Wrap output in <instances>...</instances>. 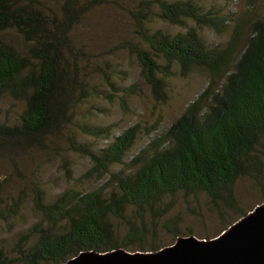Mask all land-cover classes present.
I'll return each instance as SVG.
<instances>
[{
  "label": "trees",
  "instance_id": "obj_1",
  "mask_svg": "<svg viewBox=\"0 0 264 264\" xmlns=\"http://www.w3.org/2000/svg\"><path fill=\"white\" fill-rule=\"evenodd\" d=\"M51 1L0 0V98L24 103L15 122L0 123V148L46 149L71 120L74 104L96 93L81 64L86 55L70 37L94 0ZM153 17L193 26L175 34L151 30L147 24ZM132 18L143 47L130 50L155 102L166 101V79L175 67L181 76L206 72L208 84L163 131L160 122L135 123L113 137V125H78L81 135L106 140L101 147L66 135L68 150L91 163L82 178L105 181L92 191L66 190L50 203L43 191L34 190L43 222L19 239L16 250L0 249V264H62L81 252L120 248L158 251L165 246L159 228L175 240L192 235L181 231L179 215L165 218L172 208L169 198L177 195L205 194L226 229L247 213L234 195L241 177L254 181L264 201V11L251 22H238L221 46L207 44L197 29L221 34L230 17L195 0H147ZM7 32L23 45L9 41ZM121 91L123 98L134 93L131 87ZM141 136L145 142L125 161ZM117 165L121 168L112 171ZM17 210L18 204L1 209L0 221ZM118 222L124 225L122 235Z\"/></svg>",
  "mask_w": 264,
  "mask_h": 264
},
{
  "label": "rangeland",
  "instance_id": "obj_2",
  "mask_svg": "<svg viewBox=\"0 0 264 264\" xmlns=\"http://www.w3.org/2000/svg\"><path fill=\"white\" fill-rule=\"evenodd\" d=\"M57 1L51 2L55 4ZM145 1L147 0H94L91 8L80 17L70 37L73 44L86 55L81 64L87 67L88 81L95 87L96 93L86 101L74 104L71 120L60 134L46 143V149L0 148V210L18 204L16 214L10 213L5 220L0 221V249L6 253L16 250L19 239L33 225L43 222L33 202L34 190L43 191L45 202L50 203L66 190L92 191L105 181L82 178L91 163L86 157L68 150L66 135L75 134L81 142L101 147L106 145V140L81 135L78 125H113V137L135 123L148 126L160 122L159 130L163 131L208 84L206 72L194 70L181 76L175 67L174 74L166 79V101L157 103L153 100L150 87L142 78L140 63L130 50V46L143 47L134 34L132 14ZM195 1L205 10L211 9L230 17L221 34L213 33L207 28L197 29L209 45L225 44L238 22H251L264 11V0ZM192 26L191 21H186L185 27L172 26L157 17H153L147 24L151 30L160 29L171 34L185 32ZM7 33L9 41L17 46L23 45L21 38L14 32ZM248 33L247 27L245 35ZM106 75L113 87L107 83ZM128 87L134 93L123 98L121 89ZM122 100L125 101V109L122 108ZM23 108L24 103L21 101L0 98V123L15 122ZM144 142L145 139L141 136L125 161H129ZM120 168L117 165L111 170L117 171ZM234 195L239 207L245 212L262 203L261 190L249 177L237 180ZM169 201L172 202V208L165 218L179 215L182 218V232L190 230L194 237L208 240L225 230L217 214L209 207L205 194L189 199L177 195L169 198ZM165 218L160 220L159 225ZM115 224L118 234L122 235L124 225L121 222ZM158 235L164 247L175 242L161 228L158 229ZM148 239L151 241L152 237Z\"/></svg>",
  "mask_w": 264,
  "mask_h": 264
},
{
  "label": "water",
  "instance_id": "obj_3",
  "mask_svg": "<svg viewBox=\"0 0 264 264\" xmlns=\"http://www.w3.org/2000/svg\"><path fill=\"white\" fill-rule=\"evenodd\" d=\"M62 264H264V201L212 239L180 237L145 253L85 251Z\"/></svg>",
  "mask_w": 264,
  "mask_h": 264
}]
</instances>
